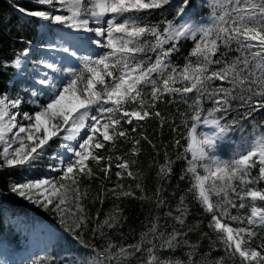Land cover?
Returning <instances> with one entry per match:
<instances>
[{
	"label": "snow or ice",
	"instance_id": "snow-or-ice-1",
	"mask_svg": "<svg viewBox=\"0 0 264 264\" xmlns=\"http://www.w3.org/2000/svg\"><path fill=\"white\" fill-rule=\"evenodd\" d=\"M189 2L182 0L177 16L187 14ZM35 3L53 9L59 5L68 14L30 11L18 6L17 10L29 17L49 19L91 33L95 37L91 42L106 51L95 59L84 57L80 71L67 69L70 78L66 84L50 81L48 73L37 80L36 83L49 89L47 103H38L41 93L36 90H29L36 99L28 101L19 92L11 96L0 93V144L4 145L0 167L35 169L48 155L49 160L56 162L48 167L62 173L58 178L16 183L11 190L43 207L51 206L61 214L62 221L72 220L68 231L83 248L91 250L80 264H130L132 257L140 264H226V261L264 264V234L258 231L264 229V187H260L264 183V121L255 120V114L264 110V0H212L208 5L212 8V22L207 25L187 22L177 25L167 19L151 23L142 15L148 10L164 9L171 0H35ZM90 23L96 26L90 27ZM189 38L193 39L194 47L185 57V64H174L171 57L179 51L180 42ZM28 51L24 49L0 67L21 69ZM230 52L237 55L229 57ZM47 67L53 69L54 65ZM216 81L227 83L228 87ZM169 94L190 106L191 115L185 113L183 121L186 125L188 120L192 121L187 147L177 159L187 160L185 174H191L193 180L189 191L210 216L208 228L216 233L224 256L205 259L217 250L213 243L200 260L193 259L198 246L191 245L188 232L182 230L187 216L183 197L175 215L171 210L166 213L179 228L166 233L154 221L137 244L116 248L109 244L97 252L80 237V230L91 220L83 203L89 195L84 182L110 179L113 160L117 161L115 167L119 171L115 175L120 180L125 175L133 180L138 178L139 172L131 170L137 160L115 155L117 142L131 139L133 156L139 151L136 146L141 139L151 144L142 133L140 139L132 137V133H137L142 121L161 118L157 105ZM205 101H211V107H204ZM25 102L37 104V110L21 111ZM233 110L238 116L229 120L227 117ZM249 118L252 131L248 137L242 138L228 158L218 155V144L234 130L233 126L243 129L241 120ZM198 124L212 131L198 135ZM62 133L67 134L62 136L58 150L48 154L50 141ZM69 141L74 143H65ZM176 145H180L179 140ZM65 152L71 156L66 158ZM173 163L166 159L159 165L157 176L167 178ZM101 187L117 199L135 196L131 185L126 189L118 182L113 188H104L102 183ZM135 188L144 192L140 183ZM161 191L158 188L155 193L157 207L166 204ZM138 198L148 199L145 195ZM234 209L237 214H232ZM244 209L247 212L241 213ZM122 218L117 208L97 227L117 228ZM149 235L153 239L146 246L144 241ZM182 245L192 249L187 262L162 259L159 255L160 249L175 250Z\"/></svg>",
	"mask_w": 264,
	"mask_h": 264
},
{
	"label": "trees",
	"instance_id": "trees-1",
	"mask_svg": "<svg viewBox=\"0 0 264 264\" xmlns=\"http://www.w3.org/2000/svg\"><path fill=\"white\" fill-rule=\"evenodd\" d=\"M181 3L182 0H171V4L165 6L164 9L148 10L142 15H145L151 23H158L164 19L172 20L177 25L185 22L207 25L212 22V8L208 6L212 3V0H190L186 9L187 14L182 18L176 14ZM17 6L30 11L45 10V7L36 4L35 0H0V64L4 61L10 63L16 54L21 53L26 48H31L41 38L38 30L39 21L36 17L22 14L17 10ZM198 36L199 34H197ZM193 47V39L182 40L179 51L171 57L172 62L183 66L185 57L189 55ZM152 55L154 58V54ZM235 55H237L235 52L229 53V57ZM191 59L195 60L196 58L192 57ZM15 76L16 70L14 67L9 66L7 69L0 67V93L7 92L11 95L15 91L17 88L14 83ZM215 83L220 84L223 82L216 81ZM176 86L179 87L180 85L177 84ZM223 86L228 87L227 83H223ZM189 96H192V94H189ZM204 107H211V101H205ZM157 110L160 111L161 118H164L163 125L161 124V118L150 117L141 122L142 127L137 128V133H132V137L137 139H140L139 134L142 133L152 141L151 144L147 140L141 139L140 144L136 146L139 151L133 156L131 150L134 145L131 139L128 142L123 140L117 142L115 155L122 156L125 159L137 160V164L132 166L131 169L134 172H139L136 180L126 175L123 180H120L115 175L119 171L115 167L117 161L113 160L110 179L103 182L99 179L84 182L88 185L89 195L83 203L91 220L86 222V225L80 230L81 240L98 252L108 247L109 244L113 245L114 248L120 245L137 244L154 221L158 222L161 231L170 233L174 227L179 228L180 226L166 213L171 210L175 215V209L180 203L181 197H183L187 216L182 230L188 232L187 240L190 244L198 246V251L193 255V259L200 260L201 256L208 252L214 243L217 250L212 251L211 257L205 259L215 260L224 256L222 245L219 244L216 233L208 228L210 216L205 213L194 194L189 191L193 180L191 174H185V169L188 167L187 160L177 159V155L184 153L187 147V138L192 121L188 120L187 125L183 121L185 120V113L191 115L190 106L183 103L178 96L174 98L169 94L162 102L158 103ZM237 116L238 112L233 110L227 118L231 120ZM255 120L257 123L264 121V110L255 114ZM241 123L243 129L239 125H234V130L218 144L217 154L221 157L228 158L233 149L241 144L242 138L248 137L252 131L251 118L241 120ZM126 127L130 126L126 125ZM174 128L177 130L174 131ZM177 140L180 141L179 146L176 145ZM2 150L3 146L0 144V151ZM165 153H167V157ZM104 154L107 155L108 153L104 152ZM188 158H191L190 153ZM166 159L174 161L172 172L167 178L158 177L159 165L164 164ZM0 163H2V159H0ZM36 170L21 167H0V241L6 240L17 244L20 236L18 228L20 223H29L31 220L43 221L53 226L57 231L53 245L49 247V251L23 259L19 264H34V262L35 264H53V260L55 264H80L91 250L83 248L81 243L77 242L68 231V224L72 223V220L62 221L61 214L51 206L43 207L40 203H34L11 190L12 185L33 178L31 173ZM199 171L203 174L202 169H199ZM253 175H255V172H253ZM58 176L54 178H58ZM182 176L184 179H181ZM118 182L123 183L126 189L128 185H131L135 191V196L117 199L101 187L103 183L104 188H113ZM136 183L142 185L143 193L140 189L135 188ZM260 187H264V183ZM158 188H162L160 196L166 201V204L160 207H157L155 197ZM141 195L147 196L148 199H139L138 197ZM117 208L121 210L123 217L120 226L114 229L98 228L97 223L102 224L107 217L114 214ZM240 211L244 213L247 212V209ZM232 214H237V210H232ZM224 222L230 223L233 227L237 226L231 221L226 220ZM189 228L192 231H188ZM258 231L264 234V229H258ZM203 233L208 235L204 236ZM151 239H153L151 235L145 239L146 246H148L147 241ZM156 242L158 243V241ZM255 244L254 241L253 246ZM190 251L192 249L188 245H182L175 250L160 249L159 255L162 259L187 262ZM137 256H140V254H137ZM129 259L130 264H140L135 257ZM226 264H230V262L226 261Z\"/></svg>",
	"mask_w": 264,
	"mask_h": 264
},
{
	"label": "rangeland",
	"instance_id": "rangeland-1",
	"mask_svg": "<svg viewBox=\"0 0 264 264\" xmlns=\"http://www.w3.org/2000/svg\"><path fill=\"white\" fill-rule=\"evenodd\" d=\"M43 6L45 10L54 12L56 15L68 14L59 5H57L56 9L47 5ZM36 19L39 21L38 30L41 38L28 49V55L21 69L18 70L14 67L16 70L14 83L17 85V88L11 95L19 92L25 101H28L36 99L30 96L29 90H36L41 93L38 98V103L43 104L49 101L50 92L47 86H41L36 81L43 78L45 73H48L47 78L50 81H55L57 85L66 84L70 78L67 69L82 70L84 57H92L95 59L102 55L106 49L93 44L91 41L95 37L88 35L87 32L57 24L49 19L37 17ZM95 26V24L90 23V27ZM65 48L69 49V51L65 52ZM72 53H75V55ZM48 64L54 65V68L49 69L47 67ZM35 110H37V104L25 102L21 105V111L33 113ZM17 119L25 124L27 123L21 117H17ZM198 126L203 127V130L199 134L201 136L204 133L212 131L208 126L203 124H198ZM66 134L62 133L60 137L50 141L51 147L47 149L48 154H51L54 150H58V146L62 143V136ZM65 143L74 142L69 141ZM2 146L4 147V145ZM64 155L66 158L71 156V154L66 152ZM55 163V161L49 160L48 155H46L35 168L37 170L32 171L33 178L31 179H53L55 176L61 175L62 173H58L48 167L49 164ZM57 167L60 166L57 165ZM18 228L20 236L17 244L15 242H7L6 240L0 241V264H19L23 259H28L35 254L47 252L57 236L56 229L43 221L31 220L29 223L23 222L18 225Z\"/></svg>",
	"mask_w": 264,
	"mask_h": 264
},
{
	"label": "bare ground",
	"instance_id": "bare-ground-1",
	"mask_svg": "<svg viewBox=\"0 0 264 264\" xmlns=\"http://www.w3.org/2000/svg\"><path fill=\"white\" fill-rule=\"evenodd\" d=\"M92 26V25H91ZM88 35H91V36H94L93 34L91 33H87ZM89 47V46H88ZM201 130H203V127L202 126H198L197 127V134L199 135L201 133Z\"/></svg>",
	"mask_w": 264,
	"mask_h": 264
}]
</instances>
